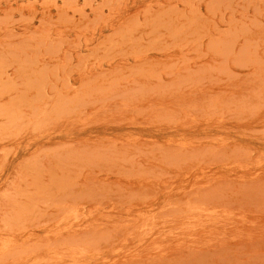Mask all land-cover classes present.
<instances>
[{
    "label": "rangeland",
    "instance_id": "374dc122",
    "mask_svg": "<svg viewBox=\"0 0 264 264\" xmlns=\"http://www.w3.org/2000/svg\"><path fill=\"white\" fill-rule=\"evenodd\" d=\"M0 264H264V0H0Z\"/></svg>",
    "mask_w": 264,
    "mask_h": 264
}]
</instances>
